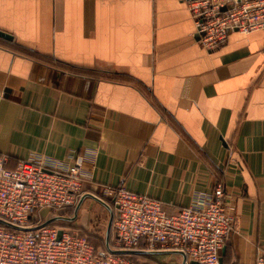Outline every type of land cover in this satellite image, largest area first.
<instances>
[{
	"label": "crops",
	"instance_id": "crops-1",
	"mask_svg": "<svg viewBox=\"0 0 264 264\" xmlns=\"http://www.w3.org/2000/svg\"><path fill=\"white\" fill-rule=\"evenodd\" d=\"M189 1L0 0L12 36L0 38V154L9 168L82 157L83 199L60 220L76 231L93 203L114 211L104 186L173 212L222 182L234 216L222 264H253L264 253V29L206 49Z\"/></svg>",
	"mask_w": 264,
	"mask_h": 264
},
{
	"label": "built area",
	"instance_id": "built-area-1",
	"mask_svg": "<svg viewBox=\"0 0 264 264\" xmlns=\"http://www.w3.org/2000/svg\"><path fill=\"white\" fill-rule=\"evenodd\" d=\"M188 7L199 42L209 50L232 31L264 29V0H190ZM7 162V155L0 154V219L6 222L0 224V264H146L128 254L95 251L85 237L60 223L83 195L82 157L70 167L37 157L20 159L12 168ZM100 197L114 205L111 249L179 252L184 264H220L234 224L222 182L215 183L202 205L173 212H166L158 199L122 187L104 186ZM53 217L58 218L44 224ZM253 264H264V253Z\"/></svg>",
	"mask_w": 264,
	"mask_h": 264
},
{
	"label": "rangeland",
	"instance_id": "rangeland-1",
	"mask_svg": "<svg viewBox=\"0 0 264 264\" xmlns=\"http://www.w3.org/2000/svg\"><path fill=\"white\" fill-rule=\"evenodd\" d=\"M89 212H91V219H84V217H79L77 214V218H79V222L77 226L80 232L85 235L88 240L98 248L103 247V242L106 236V228L109 219V213L106 209H104L101 205L93 203L89 208ZM76 213V212H75ZM89 217V216H88ZM92 220V221H91ZM135 260L146 263V264H156V260L152 258H144L137 257Z\"/></svg>",
	"mask_w": 264,
	"mask_h": 264
},
{
	"label": "water",
	"instance_id": "water-1",
	"mask_svg": "<svg viewBox=\"0 0 264 264\" xmlns=\"http://www.w3.org/2000/svg\"><path fill=\"white\" fill-rule=\"evenodd\" d=\"M0 38L5 39V40H12V36L9 33H6L2 30H0ZM90 196H92V195H90ZM94 198L104 204V202L102 200H100L99 198H97V197H94ZM82 199H83V197H81L80 200L78 201V203L76 204L75 210H77ZM57 218L58 217H53L51 219H48L47 221H45L44 224L49 223L51 221H55ZM112 219H113V212L110 209V217H109L108 225H107V229H106V250L111 252V253H114V254H141V253H146V252L139 251V250H115V249L113 250V249H111V247L108 244V235H109V231L111 228ZM0 224H6V222L0 219ZM60 234H61V230L58 231V236H60ZM223 250L224 249L222 248V251ZM177 253H179V252H177ZM180 254L183 255L182 253H180ZM184 262H185V256L183 255V263ZM219 263L222 264V258L221 257L219 258Z\"/></svg>",
	"mask_w": 264,
	"mask_h": 264
},
{
	"label": "trees",
	"instance_id": "trees-1",
	"mask_svg": "<svg viewBox=\"0 0 264 264\" xmlns=\"http://www.w3.org/2000/svg\"><path fill=\"white\" fill-rule=\"evenodd\" d=\"M104 199V198H103ZM104 201L107 203V199H104ZM108 205L109 206H111L112 204L111 203H108ZM71 211V210H70ZM70 229H72V228H70ZM79 235H81V236H83V237H85L86 238V240L89 242V243H91L89 240H88V238L85 236V235H83L80 231H76ZM92 244V243H91ZM93 245V244H92ZM94 246V248H95V251H97V250H99L100 248H98V246H95V245H93ZM127 256H129L130 258H132L133 260H135V258H137V257H144V258H149V257H146V255H144V254H128ZM135 261H137V260H135Z\"/></svg>",
	"mask_w": 264,
	"mask_h": 264
}]
</instances>
